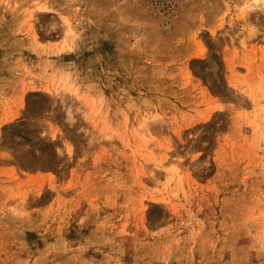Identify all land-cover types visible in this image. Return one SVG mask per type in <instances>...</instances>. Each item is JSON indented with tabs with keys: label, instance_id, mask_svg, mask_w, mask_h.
<instances>
[{
	"label": "rangeland",
	"instance_id": "rangeland-1",
	"mask_svg": "<svg viewBox=\"0 0 264 264\" xmlns=\"http://www.w3.org/2000/svg\"><path fill=\"white\" fill-rule=\"evenodd\" d=\"M0 264H264V0H0Z\"/></svg>",
	"mask_w": 264,
	"mask_h": 264
}]
</instances>
